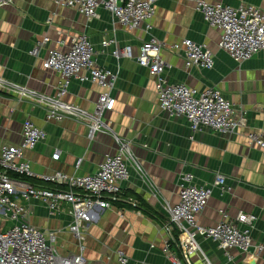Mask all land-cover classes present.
Here are the masks:
<instances>
[{
  "label": "crops",
  "instance_id": "1",
  "mask_svg": "<svg viewBox=\"0 0 264 264\" xmlns=\"http://www.w3.org/2000/svg\"><path fill=\"white\" fill-rule=\"evenodd\" d=\"M207 1L264 10V0ZM80 34H86L93 45L98 65L117 78L111 93L116 100L114 109L103 117L109 129L90 140L84 123L74 119L48 122L43 107L0 90V149L19 144L23 123L31 120L46 133V139L26 154L37 176L31 182L52 187L38 177L59 171L78 176L94 174L106 156L117 154L122 143L129 145L144 176L130 168L121 198L136 201L138 206L114 203L110 209L96 210L84 235L88 263L118 264L116 252L122 251L129 264H170L165 247L177 233L170 230L163 206L178 203L182 174H191L200 186L212 184L221 175L230 189L225 193L213 189L198 218L199 225L216 226L221 211L231 217L252 214L257 222L251 238L254 245H264V151L248 146L250 133H264V51L236 63L217 47L221 32L209 27L189 0H159L150 24L142 23L133 31L118 24L104 8L98 10V18L87 20L55 0H13L0 8V78L39 96L55 95L60 76L44 66L48 51H67ZM45 37L50 42L40 49L38 57L32 56L36 43ZM104 38L115 43L104 47ZM151 38L163 44L161 57L169 65L163 74L165 80L199 91L217 88L233 108L246 112L245 126L233 134L209 128L194 133L184 117H170L160 110L156 81L136 61L141 47ZM185 39L213 51V69H186L183 52L170 48ZM125 47L132 49V57L113 56L116 48ZM101 92L96 85L73 80L66 101L93 114ZM56 151L61 154L58 161L53 160ZM25 207L32 212L30 225L57 234L56 246L62 255L79 252V243L69 232L73 224L69 205L63 204L54 216L40 201L31 200ZM198 242L212 264H264V252L258 253L255 246L248 253L228 251V258L212 240L198 237ZM194 262L201 264L197 258Z\"/></svg>",
  "mask_w": 264,
  "mask_h": 264
},
{
  "label": "built area",
  "instance_id": "2",
  "mask_svg": "<svg viewBox=\"0 0 264 264\" xmlns=\"http://www.w3.org/2000/svg\"><path fill=\"white\" fill-rule=\"evenodd\" d=\"M158 1L55 0L59 6L76 10L87 20L98 18V10L104 8L118 24L129 31L139 28L142 23L150 24ZM12 2L0 0V8ZM189 2L202 14L209 27L221 32L217 47L236 63L242 64L264 51V10L246 4L232 8L212 4L207 0ZM49 42V37L43 38L36 43L30 54L38 57L40 49ZM114 43V40L104 38L102 46ZM162 48V43L151 38L143 44L136 57L139 66L148 69L156 81L160 110L167 112L170 117H184L194 133L209 128L214 132L233 134L245 126L246 112L233 108L217 88L209 87L199 91L183 84H170L165 80L163 74L169 65L161 57ZM170 48L174 52H183L186 69L196 67L211 70L214 67L213 51L192 40H182ZM95 55L96 51L87 35L80 34L72 40L67 51H48L44 66L60 76V86L55 95L39 96L34 91L2 78L0 90L43 107L48 122L61 123L66 119H74L84 123L88 128V137L92 140L97 134L109 129L103 117L114 109L116 100L111 93L117 80L116 76L98 65ZM113 56L130 58L132 49L116 48ZM73 80L96 85L102 90L93 114L66 101L67 90ZM45 139V131L28 119L22 125L21 142L0 149V264H89L84 255L83 242L86 228L94 220L96 210L110 209L114 203L138 206L136 201L121 198L122 185L130 178V168L140 177L144 176L128 144L122 143L117 154L106 156L94 174L78 176L59 171L39 176L41 182L52 185L46 187L31 182L37 176L26 158V154ZM248 146L264 151V133H250ZM60 156V152L56 151L53 160L58 161ZM225 180L223 176L217 175L212 184L200 186L195 184L191 174L181 175L178 203H166L163 206L171 223L170 230L177 233L175 237H170L165 247L170 264H195V258L201 264H212L203 254L198 237L217 243L227 253V257L228 251L248 253L254 246L258 253L264 252V245H254L251 238L257 222L255 215L239 213L231 217L221 211V220L216 226L199 225L198 218L207 207L213 189H220L223 193L230 191ZM31 200L43 202L52 216L60 211L63 204L69 205L68 214L73 218L69 232L79 243L78 253L62 255L56 246L55 232H44L30 225L32 212L25 204ZM116 258L118 264H129V259L122 251L116 252Z\"/></svg>",
  "mask_w": 264,
  "mask_h": 264
},
{
  "label": "trees",
  "instance_id": "3",
  "mask_svg": "<svg viewBox=\"0 0 264 264\" xmlns=\"http://www.w3.org/2000/svg\"><path fill=\"white\" fill-rule=\"evenodd\" d=\"M140 208V207H139Z\"/></svg>",
  "mask_w": 264,
  "mask_h": 264
}]
</instances>
